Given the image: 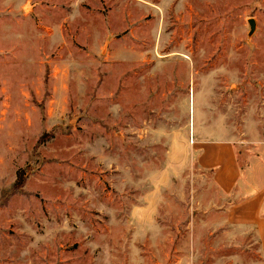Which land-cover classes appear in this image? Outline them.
<instances>
[{
	"label": "rangeland",
	"instance_id": "obj_1",
	"mask_svg": "<svg viewBox=\"0 0 264 264\" xmlns=\"http://www.w3.org/2000/svg\"><path fill=\"white\" fill-rule=\"evenodd\" d=\"M196 109L264 180V0H0V264H264Z\"/></svg>",
	"mask_w": 264,
	"mask_h": 264
},
{
	"label": "crops",
	"instance_id": "obj_2",
	"mask_svg": "<svg viewBox=\"0 0 264 264\" xmlns=\"http://www.w3.org/2000/svg\"><path fill=\"white\" fill-rule=\"evenodd\" d=\"M203 114L197 109L193 112L191 142L186 141L185 149L178 147L176 151H186L198 169L211 173L214 186L226 198V226L251 234L264 260V180L257 179L251 163L245 170L240 168L233 141L221 126L205 123Z\"/></svg>",
	"mask_w": 264,
	"mask_h": 264
},
{
	"label": "water",
	"instance_id": "obj_3",
	"mask_svg": "<svg viewBox=\"0 0 264 264\" xmlns=\"http://www.w3.org/2000/svg\"><path fill=\"white\" fill-rule=\"evenodd\" d=\"M249 25H250L251 31H253L254 30V21L253 20H249Z\"/></svg>",
	"mask_w": 264,
	"mask_h": 264
}]
</instances>
